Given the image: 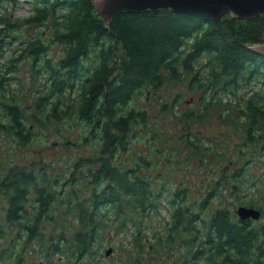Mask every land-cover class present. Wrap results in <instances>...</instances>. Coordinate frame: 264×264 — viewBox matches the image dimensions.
<instances>
[{
	"label": "rangeland",
	"instance_id": "obj_1",
	"mask_svg": "<svg viewBox=\"0 0 264 264\" xmlns=\"http://www.w3.org/2000/svg\"><path fill=\"white\" fill-rule=\"evenodd\" d=\"M34 7L32 0L0 5V27L2 21L12 22V27L0 32L4 41L0 57L1 124L6 123L2 107L10 104L18 105L24 113V123L32 125L30 110L36 107V97L48 92L54 100L58 95L59 87H53V77L45 68L46 59L21 56L22 47L31 40L41 39L47 51L44 58L50 59L55 72L64 75L59 70V60L64 56V44L58 38L61 26L27 23ZM58 11L63 13L64 9L60 7ZM226 15L231 16H223ZM261 41L264 42L262 38ZM205 64L206 59L199 60L194 71L198 69V74L203 75ZM192 77L182 75L180 80L156 90L141 88L133 94L127 107L145 113L146 120L142 125L133 124L128 135L129 149L119 148L111 162L133 169L150 192L145 202L143 198L138 201L122 196V207L101 206L93 219L91 195L95 187L88 173L95 166L92 159L99 154L100 142L82 138L87 133L82 123L50 120L43 128H34L36 135L25 146L0 132V175L11 164L33 166L35 173L44 168V185L54 196L47 211L49 218L43 217L39 226L43 236L26 242L24 230L11 229L6 221V197L0 188V264H179L185 259L189 260L184 263L192 264L196 259L190 252L197 251L196 246L208 232L203 224L207 225L218 208L240 219L238 206L255 207L261 215L250 219L251 224L264 225V120L256 123L255 136L248 137L250 123L244 125L247 120L242 113L238 117L254 90L264 92L263 82L252 76L248 84L241 82L234 96L220 88L224 79L219 87L208 86L204 91L193 88ZM77 93L74 86L58 96L69 104ZM237 171L239 175L233 178ZM234 185H238L235 190ZM29 189L34 198L33 189ZM175 193L180 195L179 203L189 217L185 216L186 224L182 219L168 243L166 225L173 223ZM33 207L30 202L26 208L36 217ZM191 213L197 217L195 220ZM91 227L96 229L92 245L77 258L72 237L76 231L86 232ZM186 227L193 231L180 236L179 231ZM159 236L162 243L157 242ZM55 245H59L58 251ZM108 249L111 250L106 254ZM201 263L206 264L203 260Z\"/></svg>",
	"mask_w": 264,
	"mask_h": 264
},
{
	"label": "trees",
	"instance_id": "obj_2",
	"mask_svg": "<svg viewBox=\"0 0 264 264\" xmlns=\"http://www.w3.org/2000/svg\"><path fill=\"white\" fill-rule=\"evenodd\" d=\"M15 1L0 0V5ZM32 1L35 7L31 19H26L27 23L49 22L52 28L61 26L58 38L64 44V56L59 60V70H63L64 75L55 72V67L49 64L50 59L44 58L47 55L43 53L47 51L40 38L22 47L21 56L29 54L35 60L46 59L48 65L45 68L53 77V87H59L58 95L74 86H77L78 93L69 104H64L58 95L51 99L54 95L48 92L38 95L34 111L30 110V126L24 123V113L18 105L4 106L6 123H0V132L25 146L36 135L34 128L41 129L50 120L82 123L87 132L82 138L88 140L91 137L100 142L99 154L92 159L95 166L88 173L95 187L91 195V219L101 206L122 207V196L138 201L143 198L144 202L148 198V185L134 174L133 169L117 167L111 162L119 148L129 149L128 135L133 124L145 123V113L127 107L137 90H156L180 80L182 75L193 76V88L204 91L208 86L219 87L217 85L224 79L220 88L233 95L241 82L248 84L252 76L259 77L264 85V55L246 46L262 42L264 16L240 20L226 15L213 20L205 15L170 10L124 12L114 15L110 23L104 25L91 4L92 0ZM60 7L64 9L63 13H59ZM59 17L61 19L57 20ZM5 27H12L10 19L1 22L0 32ZM3 45L4 41L0 39V57ZM202 59H206L203 75L198 74V69L194 71V64ZM239 105L236 103L235 107ZM241 113L247 120L244 125L250 123L247 136H255L256 123L264 120V92L254 90L245 100V109L238 112L239 119ZM32 167L11 164L0 175V188L7 204L6 221L11 229L24 230L23 240L26 242L43 236L39 226L43 217L49 218L47 211L54 198L44 185L45 169L35 173ZM239 173L237 171L233 178ZM235 187L238 185H234L233 190ZM29 188L33 189L34 198H31ZM179 196L175 193L173 223L165 224L168 243L173 240L171 235L176 233L182 219L186 224L185 216L189 217L179 203ZM30 202L34 204L36 217L31 216L30 209L26 208ZM191 217L193 220L197 218L193 213ZM206 224L203 225L208 227V232L196 246L197 251L190 252L196 259L192 264H204L202 260L206 264H264V225L256 227L250 219H238L225 208L215 210ZM192 231L186 227L179 234H191ZM95 235L96 229L92 227L86 232L78 230L74 233L72 239L77 258L88 252ZM162 240L159 236L157 242L162 243ZM53 248L58 251L59 245ZM188 260L179 264H186L184 262Z\"/></svg>",
	"mask_w": 264,
	"mask_h": 264
},
{
	"label": "water",
	"instance_id": "obj_3",
	"mask_svg": "<svg viewBox=\"0 0 264 264\" xmlns=\"http://www.w3.org/2000/svg\"><path fill=\"white\" fill-rule=\"evenodd\" d=\"M91 4L104 25H108L114 15L124 12L170 10L180 14L205 15L213 20H218L225 14L240 20L264 16V0H92ZM262 40L264 41V34ZM246 46L264 55V42ZM236 213L241 220L258 219L261 215L259 209L246 206H238Z\"/></svg>",
	"mask_w": 264,
	"mask_h": 264
}]
</instances>
